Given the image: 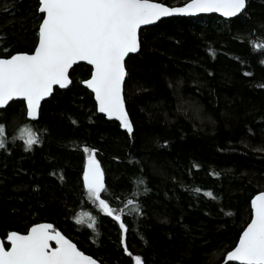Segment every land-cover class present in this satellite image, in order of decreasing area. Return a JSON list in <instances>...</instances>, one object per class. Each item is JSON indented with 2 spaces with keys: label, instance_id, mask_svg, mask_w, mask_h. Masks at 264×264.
<instances>
[{
  "label": "trees",
  "instance_id": "obj_1",
  "mask_svg": "<svg viewBox=\"0 0 264 264\" xmlns=\"http://www.w3.org/2000/svg\"><path fill=\"white\" fill-rule=\"evenodd\" d=\"M38 16L37 0H0L2 47L32 50ZM139 38L124 82L131 135L97 111L82 85L91 71L84 63L36 120L20 100L0 109V237L48 222L99 264H135V255L143 264H239L224 257L250 220L251 198L264 190V55L254 49L264 44V0H247L229 19L163 18ZM26 123L40 138L32 149L18 134ZM85 146L97 150L105 172L103 197L125 209L123 232L84 194Z\"/></svg>",
  "mask_w": 264,
  "mask_h": 264
},
{
  "label": "snow or ice",
  "instance_id": "obj_2",
  "mask_svg": "<svg viewBox=\"0 0 264 264\" xmlns=\"http://www.w3.org/2000/svg\"><path fill=\"white\" fill-rule=\"evenodd\" d=\"M246 3L247 0H186L180 6H168L158 0H37L39 16L34 50L8 51L0 40L3 53L0 54V108L10 106L14 98H21L19 102L26 117L35 119L42 100L54 94L55 86L67 87L72 82L70 69L76 62L86 61L91 72L82 82L94 93L99 112L118 120L120 127L131 134L133 125L123 95L127 75L125 58L140 49L141 26L173 14L216 12L234 17L246 10ZM254 49L264 55V44L257 42ZM5 127L0 123V148L6 146ZM18 134L24 140L25 149L40 143L31 124H24ZM96 151L87 146L83 148L86 154L82 172L84 194L100 211L119 222L123 232L126 224L121 213L125 209L110 206L109 200L103 197L108 188ZM137 182L144 184L142 178ZM207 195L211 197L213 193L208 191ZM128 204L141 213V205L135 199L128 200ZM250 212V222L238 242L226 252L227 261L264 264V191L251 198ZM74 219L87 223L80 215ZM88 227L95 230V218ZM6 241L7 244L0 241V264H98L52 223H33L24 232L9 231ZM124 251L132 255L126 246ZM134 260L135 264H143L140 255H135Z\"/></svg>",
  "mask_w": 264,
  "mask_h": 264
},
{
  "label": "water",
  "instance_id": "obj_3",
  "mask_svg": "<svg viewBox=\"0 0 264 264\" xmlns=\"http://www.w3.org/2000/svg\"><path fill=\"white\" fill-rule=\"evenodd\" d=\"M158 2H160V1H158ZM186 1H184L183 3H185ZM183 3H181V4H176V5H171V4H167L168 6H180V5H182ZM208 14H215V15H218V16H220V17H222V18H224V19H229V18H232V17H224L221 13H216V12H211V13H198V14H194V15H184V14H173L172 16H184V17H192V16H198V15H208ZM237 15H239V14H237ZM236 15V16H237ZM172 16H169V17H172ZM235 17V16H234ZM163 18H167V17H162L161 19H163ZM158 21H156V22H154L153 24H155V23H157ZM153 24H151V25H153ZM147 26H150V25H147ZM147 26H141V29L142 28H144V27H147ZM140 29V30H141ZM140 30H139V33H140ZM138 33V34H139ZM32 50H34V48L32 49ZM139 51V50H138ZM137 51V52H138ZM136 52V53H137ZM131 54H135V53H131ZM131 54H129V55H131ZM127 58V57H126ZM125 58V59H126ZM78 63H84V64H86V65H88V63L86 62V61H78V62H76V64H78ZM76 64H74V65H76ZM73 65V66H74ZM90 68H91V66L90 65H88ZM71 70V69H70ZM91 72V71H90ZM90 77V75L86 78V79H88ZM70 79H71V77H70ZM125 79H126V77H125ZM85 80V79H84ZM125 82V81H124ZM70 85V84H69ZM68 85V86H69ZM82 85L85 87V88H87V86L86 85H84L83 84V82H82ZM67 86V87H68ZM55 87H57V88H60L59 86H55ZM54 87V88H55ZM67 87H65V88H67ZM60 89H63V88H60ZM88 89V88H87ZM90 92H91V90L90 89H88ZM92 93V92H91ZM92 95H93V99H94V101H95V96H94V93H92ZM123 95H124V84H123ZM47 98H49V97H46V98H44V100H46ZM21 98H14V100H20ZM44 100H42V102L44 101ZM95 105H96V102H95ZM6 106H4V108H5ZM125 108H126V104H125ZM1 109V108H0ZM96 109H97V111L99 112V110H98V107H97V105H96ZM126 111H127V109H126ZM99 113H101V112H99ZM101 114H103L104 116H105V118L106 119H108V120H115V121H117L119 124H120V122L118 121V120H116L115 118H113V117H108L106 114H104V113H101ZM38 115H39V113H38ZM129 115V114H128ZM26 116V115H25ZM27 118V117H26ZM38 118V116L35 118V119H32V118H27V119H29V120H36ZM129 119H130V117H129ZM131 121V120H130ZM122 130H124V131H126L127 132V134L128 135H131V134H129L128 133V131H127V129H124V128H121ZM261 191H264V190H261ZM257 194V193H256ZM255 194V195H256ZM254 195V196H255ZM251 202V201H250ZM249 222H250V220H249ZM248 222V223H249ZM40 223V222H39ZM247 226V224L244 226V228ZM243 228V229H244ZM243 231V230H242ZM242 231H241V233H242ZM239 239V238H238ZM0 241H5L6 243H7V241H6V237H5V239L3 240L1 237H0ZM237 242H238V240H237ZM73 243H75V242H73ZM50 244H52V246H55V242L54 241H50ZM76 244V243H75ZM8 246H10V245H8ZM78 247V246H77ZM234 247V246H233ZM81 250V249H80ZM231 250V249H230ZM82 251V250H81ZM86 255H89V254H87V253H85ZM94 258V257H93ZM95 259V258H94ZM97 260V259H96ZM226 262H229V261H227V260H225ZM97 262H98V260H97ZM231 262H235V261H231ZM236 263H239L240 264V262H236ZM98 264H99V262H98Z\"/></svg>",
  "mask_w": 264,
  "mask_h": 264
}]
</instances>
